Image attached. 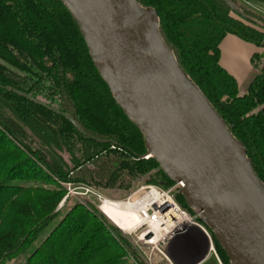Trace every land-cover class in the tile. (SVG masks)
Segmentation results:
<instances>
[{"label":"trees","instance_id":"1","mask_svg":"<svg viewBox=\"0 0 264 264\" xmlns=\"http://www.w3.org/2000/svg\"><path fill=\"white\" fill-rule=\"evenodd\" d=\"M136 2L156 14L157 43L242 142L264 186V16L237 0ZM227 35L262 49L251 57L245 91L220 63ZM149 155L146 137L95 65L72 7L0 0V264L22 257V264H144L99 209L75 203L54 220L69 197L60 182L129 191L146 176L174 186ZM175 197L196 213L183 195ZM209 229L219 258L232 264Z\"/></svg>","mask_w":264,"mask_h":264},{"label":"water","instance_id":"2","mask_svg":"<svg viewBox=\"0 0 264 264\" xmlns=\"http://www.w3.org/2000/svg\"><path fill=\"white\" fill-rule=\"evenodd\" d=\"M65 1L116 101L146 137L150 156L172 182L183 183L186 202L232 264H264V186L242 142L182 74L171 50L157 43L156 14L136 0Z\"/></svg>","mask_w":264,"mask_h":264},{"label":"crops","instance_id":"3","mask_svg":"<svg viewBox=\"0 0 264 264\" xmlns=\"http://www.w3.org/2000/svg\"><path fill=\"white\" fill-rule=\"evenodd\" d=\"M237 1L261 14L264 12V0ZM221 42L220 63L227 72L234 75L239 86L249 78L252 55L262 52V49L240 40L235 35H227ZM165 250L175 264H224L217 252L216 256L212 252L208 238L195 226L170 238L166 242Z\"/></svg>","mask_w":264,"mask_h":264},{"label":"built area","instance_id":"4","mask_svg":"<svg viewBox=\"0 0 264 264\" xmlns=\"http://www.w3.org/2000/svg\"><path fill=\"white\" fill-rule=\"evenodd\" d=\"M183 187L184 185L182 182H176L175 185L170 187L169 189H164L161 186H145L144 188L138 190L137 193L133 194L137 195V199H140L142 203H145L147 205L146 210H144L143 212L146 217V221L141 226L144 227L145 231L140 236V245L152 248V250L146 254V260L149 262V264H154L152 260V254L154 250H157V252L160 254V261L164 260L165 264H175L173 260L170 259L164 252L166 242L170 238L176 236V234L187 232L191 226H195L203 232L206 238H208L212 252L216 256V251L214 249V243H212V235L210 229L208 226H205L201 222L199 213L196 212V214L194 215L188 213L179 205V203L175 200L173 196V192L175 189H178L179 193L182 195ZM96 196H98L101 202L103 201L102 199L104 198L99 195ZM99 209L101 211L100 205ZM169 211L178 213L182 218L187 221V224L184 226V228L183 226H180L176 229L174 228V224L171 222L168 228L170 229L169 232L165 231L166 229H164L163 231L162 229H153L150 225V222L159 224L161 223V225H166L169 222L167 220L168 216L169 219L174 222L175 218L171 215V213H169ZM101 212L103 213V211Z\"/></svg>","mask_w":264,"mask_h":264},{"label":"rangeland","instance_id":"5","mask_svg":"<svg viewBox=\"0 0 264 264\" xmlns=\"http://www.w3.org/2000/svg\"><path fill=\"white\" fill-rule=\"evenodd\" d=\"M245 7L249 8L250 10L254 11L255 13H257V14H259L261 16L263 15V14L255 11V10L251 9L247 5ZM250 72H251V70H250ZM247 80L244 81V82L242 81L240 83L239 87L241 88V91H245L246 85H247ZM145 179H146V176H143V178L137 179L136 180V184L129 191H126L123 188L120 189V188H117V187H113V188L104 187L101 184H94L93 183L92 185H90V184H88L87 182H84V181H82V182H79V181H76V182L70 181V182H68L67 181L66 183L65 182H60V184L63 185L67 189V191H68L67 195H69V197L67 198V196H66V198H67L66 202H65V200H63V202L58 206V208H57V211H58V215L57 216L58 217L54 221L55 222L58 221L62 217V215L72 205H74L75 203H80V204L83 203L85 205H90L93 208L98 210L99 209V205H100V208H101V200H99L98 196H96V195H99V196H101L104 199H108V200H111V201H114V202H117V203H121V202H124V201H128L130 198H133L135 196L133 194L137 193L138 190H140L141 188H144L145 186H157V185H155L153 183H147L145 181ZM157 187H159V186H157ZM177 193H179V190L175 189L174 192H173V196H174L175 200L178 202V198L175 197ZM130 196H132V197H130ZM194 214H196V213H194ZM107 219L113 225L115 224L108 217H107ZM115 226H117V225L115 224ZM121 231H122L123 235L126 237V239L128 240L129 245H131L133 247V249L138 253V255L140 256V259L143 261V263L144 264H149V262L146 260V258H147L146 254L148 252H150L152 250V248H150L148 246L145 247V246L140 245V236L145 231L144 227H140V225H139L138 227L134 228L133 230H130V231L121 230ZM40 239L37 240V242L35 243L34 247H37V245L39 244ZM164 252L168 256V254H167V252L165 250V247H164ZM160 259H161L160 254L157 252V250H154V252L152 254L153 263L154 264H165V261L164 260L160 261ZM23 261L24 260H23V257H22V258H17L15 260L7 261V263H5V264H22Z\"/></svg>","mask_w":264,"mask_h":264},{"label":"bare ground","instance_id":"6","mask_svg":"<svg viewBox=\"0 0 264 264\" xmlns=\"http://www.w3.org/2000/svg\"><path fill=\"white\" fill-rule=\"evenodd\" d=\"M102 200L101 211H103V214L106 215L123 231L133 230L139 225L141 227L146 221V217L143 212L144 210H146L147 205L145 203H142L140 199H137V195H135L133 198H130L128 201H124L121 203H117L108 199ZM169 213H171V215L175 218L174 222L169 219L168 216L167 220L169 222L166 225L150 222L152 228L157 230L162 229V231L166 229L165 231L169 232L170 229L168 228L171 222L174 224V228L176 229L180 226H183L184 228V226L187 224V221L178 213H174L173 211H169Z\"/></svg>","mask_w":264,"mask_h":264}]
</instances>
